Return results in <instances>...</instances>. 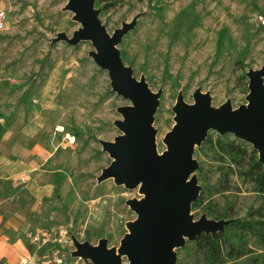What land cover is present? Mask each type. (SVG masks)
I'll return each mask as SVG.
<instances>
[{
    "label": "rangeland",
    "instance_id": "1",
    "mask_svg": "<svg viewBox=\"0 0 264 264\" xmlns=\"http://www.w3.org/2000/svg\"><path fill=\"white\" fill-rule=\"evenodd\" d=\"M112 1L100 0V5ZM66 4L0 0L5 14L0 90L8 91L2 99L21 109L26 122L34 121L52 151L50 171L58 175L41 177V185L52 187L46 194L35 192L38 186L24 190L23 240L32 247L31 264H94L78 252L82 245L102 246L128 264L121 241L137 218L131 203L140 202L144 193L141 184L125 187L104 176L114 158L103 144L123 135L117 123L123 119L121 109L132 103L112 91L107 71L94 61L90 41L68 43L80 24ZM97 18L110 37L129 26L115 49L133 78L155 96L149 127L158 156L166 152L177 104H194L199 93L210 107L227 105L235 111L249 103L250 73L262 71L264 85V0H117L115 6L98 10ZM220 35L222 46L216 53ZM207 133L212 139L218 135ZM197 147L193 145L192 154L196 169L201 166L203 179L214 185L223 166L212 150L196 152ZM196 169L188 180L200 188ZM63 178L65 190L59 181ZM232 184L227 201L242 216L259 199L238 178ZM213 199L224 204L221 196ZM184 215L197 221L200 211ZM188 241L182 236L183 246ZM183 246L169 247L174 264H197L184 250L176 253Z\"/></svg>",
    "mask_w": 264,
    "mask_h": 264
},
{
    "label": "water",
    "instance_id": "2",
    "mask_svg": "<svg viewBox=\"0 0 264 264\" xmlns=\"http://www.w3.org/2000/svg\"><path fill=\"white\" fill-rule=\"evenodd\" d=\"M94 0H67L66 8L80 28L73 32L68 43L88 40L94 46L96 64L107 71L112 91L129 100L132 105L121 109L123 119L117 123L123 135L114 142L103 144L114 162L104 176L125 187L142 185L144 197L132 202L137 218L131 233L121 241V251L128 264H174L175 255L168 251L172 245L182 244V236L192 241L204 233L221 230L224 221L207 219L204 215L192 221L184 215L197 197L199 186L188 180L196 169L192 159L193 145L200 144L207 131L232 134L252 145L264 163V85L262 71L250 73L247 106L232 111L227 105L218 109L209 106L208 98L195 93L194 104L175 106L176 123L166 135V152L156 155L152 146L150 120L155 110V96L146 85L133 78L115 46L129 26L108 36L97 18ZM78 252L88 255L94 264H121L109 251L101 247L82 245Z\"/></svg>",
    "mask_w": 264,
    "mask_h": 264
},
{
    "label": "trees",
    "instance_id": "3",
    "mask_svg": "<svg viewBox=\"0 0 264 264\" xmlns=\"http://www.w3.org/2000/svg\"><path fill=\"white\" fill-rule=\"evenodd\" d=\"M147 1L149 4L152 2ZM116 3L117 0H113L101 6L100 0H94L93 6L105 11ZM221 46L220 35L216 53H219ZM204 147L217 155L223 167L214 185H209L203 179L201 166L196 169L202 185L197 197L190 203V212L200 211V216L225 223L221 230L213 234L202 232L176 249V253L184 250L193 256L197 264H264V163L259 161L258 152L252 146L238 138H230L228 134L218 133L212 139L207 133L196 152ZM233 177L250 185L251 192L259 199L258 205L249 206L242 216H238L234 205L227 201V195L234 191ZM217 195L224 199L222 206L213 199ZM25 245L31 252L32 247ZM175 264H180V261Z\"/></svg>",
    "mask_w": 264,
    "mask_h": 264
},
{
    "label": "crops",
    "instance_id": "4",
    "mask_svg": "<svg viewBox=\"0 0 264 264\" xmlns=\"http://www.w3.org/2000/svg\"><path fill=\"white\" fill-rule=\"evenodd\" d=\"M7 94L0 90V264H31L33 253L22 235L25 204L21 198L26 188L34 186H38L35 192L46 194L52 187L47 182L41 185V177L49 173L55 179L57 174L50 171L49 143L41 139L34 121L26 122L21 109L2 99ZM59 181L65 190L66 179Z\"/></svg>",
    "mask_w": 264,
    "mask_h": 264
},
{
    "label": "built area",
    "instance_id": "5",
    "mask_svg": "<svg viewBox=\"0 0 264 264\" xmlns=\"http://www.w3.org/2000/svg\"><path fill=\"white\" fill-rule=\"evenodd\" d=\"M4 20H5V14L4 12L0 11V32L3 30ZM258 20L263 22L262 17H259Z\"/></svg>",
    "mask_w": 264,
    "mask_h": 264
}]
</instances>
